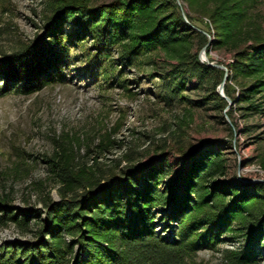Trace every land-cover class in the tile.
Wrapping results in <instances>:
<instances>
[{
	"label": "trees",
	"instance_id": "trees-1",
	"mask_svg": "<svg viewBox=\"0 0 264 264\" xmlns=\"http://www.w3.org/2000/svg\"><path fill=\"white\" fill-rule=\"evenodd\" d=\"M214 1L208 15L216 26L224 24L216 43H231L229 67L239 87L235 96V88L225 83L224 92L244 116L262 115L264 31L242 29L241 0ZM48 10L42 33L0 56V94H30L62 80L71 48L81 47L89 63L106 60L110 68L159 49L175 58L159 87L165 100L186 99L182 91L194 80L196 88L208 91L207 103L221 110L228 104L218 91L224 70L193 50V39L201 47L207 37L185 21L174 0H49ZM114 50L117 58L111 57ZM165 146L147 161L136 160L129 150L121 158L124 164L114 159L115 165L98 168L89 180L75 175L65 158H48L59 183L58 200L48 198L43 207L32 208L0 197V227L13 223L29 235L2 241L0 264H187L226 233L238 236L241 245L224 250L223 264H259L264 182L230 175L225 152L210 140L179 146L174 162Z\"/></svg>",
	"mask_w": 264,
	"mask_h": 264
},
{
	"label": "rangeland",
	"instance_id": "rangeland-1",
	"mask_svg": "<svg viewBox=\"0 0 264 264\" xmlns=\"http://www.w3.org/2000/svg\"><path fill=\"white\" fill-rule=\"evenodd\" d=\"M48 1L0 0V56L42 33ZM87 1L99 4L111 0ZM174 1L185 21L207 37L201 47L193 39L199 59L224 70L218 91L228 101L226 107L221 110L207 103L204 96L208 91L196 88L194 80L182 91L186 99L165 100L159 87L175 58L162 50L147 51L131 65L117 63L110 68L106 60L89 63L81 47L71 48L62 80L30 94H0V197L32 208L43 207L48 198L58 200L59 183L47 161L54 154L70 162L75 175L89 180L97 177L98 168L115 165L113 160L123 158L129 150L136 160L147 161L166 142L165 150L174 162L179 146L188 142L198 145L205 139L225 152L230 175L264 182V114L244 116L224 92L225 83L235 88V96L239 87L229 67L234 60L231 43H216L224 24L216 26L208 15L217 3ZM240 2L245 11L242 29L264 31V0ZM85 43L91 46L89 39ZM111 57L117 58L116 50ZM28 237L13 223L0 227V243ZM240 245L238 236L226 233L214 247L198 250L187 264H223L224 250ZM256 252L259 264H264V244Z\"/></svg>",
	"mask_w": 264,
	"mask_h": 264
},
{
	"label": "water",
	"instance_id": "water-1",
	"mask_svg": "<svg viewBox=\"0 0 264 264\" xmlns=\"http://www.w3.org/2000/svg\"><path fill=\"white\" fill-rule=\"evenodd\" d=\"M222 83H223V82H221V83H220V85H219V86H220V88H222Z\"/></svg>",
	"mask_w": 264,
	"mask_h": 264
}]
</instances>
